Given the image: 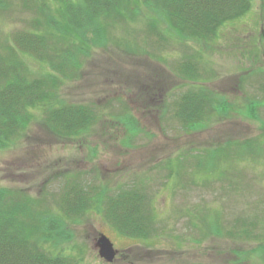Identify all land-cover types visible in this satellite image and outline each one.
Masks as SVG:
<instances>
[{"label": "rangeland", "instance_id": "374dc122", "mask_svg": "<svg viewBox=\"0 0 264 264\" xmlns=\"http://www.w3.org/2000/svg\"><path fill=\"white\" fill-rule=\"evenodd\" d=\"M6 5L2 42L36 18L14 0ZM139 11L132 5L102 21L105 38L89 40L78 70L57 74L53 97L91 109L89 126L59 137L44 107L32 109L27 128L0 148V189L26 195L30 212L56 215L58 194L71 184L106 195L142 192L147 238L126 237L107 222L105 194L82 215L47 227L45 247L79 264H264V0L201 41L165 28L168 38L154 43L147 19L155 17ZM27 66L31 77L48 71L36 60ZM188 90L225 103L182 124L174 105ZM99 233L119 250L111 263L93 246Z\"/></svg>", "mask_w": 264, "mask_h": 264}, {"label": "trees", "instance_id": "16d2710c", "mask_svg": "<svg viewBox=\"0 0 264 264\" xmlns=\"http://www.w3.org/2000/svg\"><path fill=\"white\" fill-rule=\"evenodd\" d=\"M14 1L36 18L29 21L28 28L12 31L9 40H0V148L19 137L32 119V109L39 106L44 107L46 126L59 137L78 135L89 126L91 109L82 105L59 104L53 96L55 84L59 81L57 74L67 75L78 70L81 65L79 55L89 52V40L100 41L102 21L135 5L141 10L139 15L148 10L155 17L147 19V24L154 29L151 34L158 39L154 43L163 37L168 38L163 32L165 28L183 40L195 38L201 41L214 39L222 25L246 15L252 3V0ZM8 2L12 0H0V10L6 9ZM56 2L61 6L53 10L52 5ZM158 21L165 25L163 29L157 25ZM101 36L105 38L103 34ZM65 43L70 47L66 48ZM28 60L44 63L47 73L31 77ZM181 66L182 71L190 73L184 63ZM223 103L210 100L209 94L203 90H188L174 105L173 115L182 124L204 120V114ZM252 106L249 105L248 109L250 117L256 110ZM104 194V190L99 191L96 187L90 190L84 184H71L58 194L61 212L56 215L30 212L24 207L26 195L15 197L18 195L13 196L0 189V264H79L63 254L51 252L50 246L54 245L46 248L45 230L47 227L57 229L63 216L73 218L82 215L92 204L101 203ZM106 194L103 214L113 228L126 237L150 236L151 218L146 214L147 203L142 192L130 187Z\"/></svg>", "mask_w": 264, "mask_h": 264}, {"label": "water", "instance_id": "95a60500", "mask_svg": "<svg viewBox=\"0 0 264 264\" xmlns=\"http://www.w3.org/2000/svg\"><path fill=\"white\" fill-rule=\"evenodd\" d=\"M94 247L97 249L99 257L107 263L115 260L117 250L113 248L112 242L105 235L100 234L94 242Z\"/></svg>", "mask_w": 264, "mask_h": 264}]
</instances>
